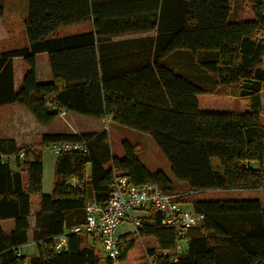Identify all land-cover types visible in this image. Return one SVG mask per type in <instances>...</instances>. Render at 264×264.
Masks as SVG:
<instances>
[{
	"label": "trees",
	"instance_id": "16d2710c",
	"mask_svg": "<svg viewBox=\"0 0 264 264\" xmlns=\"http://www.w3.org/2000/svg\"><path fill=\"white\" fill-rule=\"evenodd\" d=\"M246 8L250 19H242ZM90 20V31L59 34L62 26ZM22 22L24 44L0 51V106L18 104L44 126L70 110L147 133L176 181L150 172L127 141L125 156L113 157L106 129L58 131L42 134L41 145L84 140L86 147L56 154L53 186L44 193L42 149L0 138V264H116L140 237L155 239L147 254L154 264H264V204L258 198L186 196L207 189H264V0H27ZM138 33L150 35L111 40ZM41 52L52 71L48 82L36 76ZM13 57L26 66L16 88ZM204 93L248 98L250 109L200 110L196 96ZM3 155L13 156L15 167ZM116 174L183 192L177 200L191 202L203 215L185 232V251H176L175 230L154 208L141 211L135 230L118 238L116 259L98 254L94 233L68 232L84 223L88 200L108 199ZM179 182L187 188L178 190ZM7 219L13 220L10 229L2 225ZM60 235L65 245L58 250ZM26 244L35 252L21 253Z\"/></svg>",
	"mask_w": 264,
	"mask_h": 264
},
{
	"label": "rangeland",
	"instance_id": "374dc122",
	"mask_svg": "<svg viewBox=\"0 0 264 264\" xmlns=\"http://www.w3.org/2000/svg\"><path fill=\"white\" fill-rule=\"evenodd\" d=\"M22 0H12L10 9H7L4 14L1 15V19L8 22V26L13 27L16 33L19 29L22 28V18L24 12V2ZM10 3V2H9ZM15 7H14V5ZM2 6V5H1ZM4 15V16H3ZM253 17L252 12L249 8H246L245 13L242 19H250ZM82 26L85 24H72L63 26L60 28L59 32L67 33L66 31H79ZM65 31V32H64ZM14 42L17 45H23L24 40L20 37L17 40H6ZM261 66L264 67V56L261 59ZM199 104V109L203 111H214V112H244L250 109V101L248 98L241 97H230L227 95H219L215 93H204L198 94L196 96ZM95 119V118H94ZM260 119L264 122V91L261 92V109H260ZM61 121L64 123V126L68 127L65 123V120ZM62 123V124H63ZM77 132L82 131H95L106 129L109 133V142L112 156L117 159H122L125 156V150L122 145L124 141L129 142L131 145L135 146V155L142 162V164L150 171H162L164 172L171 180L176 181L170 171L169 163L157 146L154 139L147 133H143L132 129L128 126L118 124L112 121L106 123L99 121H91L88 124H75L72 125ZM63 126L56 120L52 124L53 130H62ZM71 127V126H70ZM67 132H72L70 129ZM72 127V128H73ZM77 128V129H76ZM33 136L31 139L25 141L23 146H32L34 148L42 149L43 153V185L42 192L48 193L51 191L53 186V177H54V161L56 158V153L49 149L48 145H41L40 137ZM22 158V157H21ZM13 159V158H12ZM14 160V159H13ZM12 163V161H11ZM212 163L215 167L218 166V161L216 158H212ZM178 190H185L187 187L184 182L176 183ZM188 200H203V199H227V198H242V197H252L257 196L262 201H264V190L257 188L256 190H246V189H207L195 191L186 195ZM32 211L37 206V201L33 199L31 201ZM184 207L189 210H192L191 202L183 203ZM5 229H8L9 224L2 223ZM33 225V216L30 217V226ZM120 233H125L128 231H134L135 226L128 221H123L118 226ZM31 243V240H29ZM99 245V246H98ZM97 245V252L101 257H106V253L100 244ZM152 246H155V239L152 237H140L135 240L133 247L127 252L126 257L117 262L116 264H146L148 249ZM186 249V242L182 239L178 240L177 252H183ZM35 252V247L31 244H26L21 247V253L32 254Z\"/></svg>",
	"mask_w": 264,
	"mask_h": 264
},
{
	"label": "built area",
	"instance_id": "2783aa9c",
	"mask_svg": "<svg viewBox=\"0 0 264 264\" xmlns=\"http://www.w3.org/2000/svg\"><path fill=\"white\" fill-rule=\"evenodd\" d=\"M108 120L105 117L102 122L106 123ZM48 147L56 154L73 150L84 151L86 142L84 140H60L50 143ZM19 156H23V151L19 152ZM114 186V190L105 202H98L95 199L88 200L84 209V223L68 230V232L85 230L99 236L100 247L103 248L108 258L116 259L119 256L117 242L123 234L118 230L121 222H131L136 228L140 223L141 211L147 208H154L159 212L161 222L175 230L178 240H183L185 232L203 217L202 214L187 209L182 202L177 200L183 192H166L158 183H134L125 174H116ZM63 245H65V235H60L56 248L60 250ZM177 247L178 242L176 249ZM163 252L166 254L168 251ZM147 257L146 264H154V256L147 255Z\"/></svg>",
	"mask_w": 264,
	"mask_h": 264
},
{
	"label": "crops",
	"instance_id": "0c3cea01",
	"mask_svg": "<svg viewBox=\"0 0 264 264\" xmlns=\"http://www.w3.org/2000/svg\"><path fill=\"white\" fill-rule=\"evenodd\" d=\"M22 1L24 2V12L22 14L25 16L26 10H27V0H22ZM11 2L12 0H0V4L2 5L0 9V51L9 49L14 46H18L14 42L6 41V40H17L20 37H22V39L24 40L23 26L16 33L13 27V23H12V26L9 27L7 25L8 22L6 23L5 21L1 19V15L4 14L7 9H10ZM24 16L22 18V21L24 19ZM83 24H85V26H82V28L79 31H66L67 33L59 32V34L62 36H66V35H72V34H77V33H82V32H87V31L92 30L93 25H92L91 20L86 21ZM60 28H59V31H60ZM147 35H150V34L148 33L128 34V35H123L119 37H114L111 40H144V38ZM131 43H135V42H131ZM12 65H13L14 87L16 88L22 79L26 66L21 57H13ZM36 76H37V80L40 82H48L52 80V71H51L49 61H48V54L46 52H41L36 55ZM59 112L60 113H58V115L56 116V119L50 125L44 126V125H40L39 123H37L35 119L33 118L32 114L28 112L27 110H25L20 105L15 104V103L2 105L0 106V138H13L15 140L17 147H19V146L25 145V141L31 139L35 135L41 138L42 134L48 133V132L50 133L58 132V131L67 132L70 126H71L70 129H72V132H77L75 128L72 126L75 124V121L79 125L88 124L92 120L99 121V119H94L90 116H87L85 114L75 112V111L63 110ZM61 119L65 120V123L68 125V127H66V125L64 126V123L61 121ZM56 120L63 126L62 128L64 129L62 130L52 129V124L56 122ZM3 157L8 158L10 162L12 161L11 164L13 167H15L14 160L12 159L13 156L3 155ZM256 189L257 188L246 189V190L251 191V190H256ZM242 198H252V197H242ZM255 198H258V197L255 196ZM31 199L32 200L35 199L38 202L39 195L32 196ZM258 199L261 201L262 204H264V201H262L260 198ZM3 222L9 224L8 229H10L13 226V220L11 219L4 220Z\"/></svg>",
	"mask_w": 264,
	"mask_h": 264
},
{
	"label": "clouds",
	"instance_id": "9594fccd",
	"mask_svg": "<svg viewBox=\"0 0 264 264\" xmlns=\"http://www.w3.org/2000/svg\"><path fill=\"white\" fill-rule=\"evenodd\" d=\"M102 120V119H101Z\"/></svg>",
	"mask_w": 264,
	"mask_h": 264
}]
</instances>
